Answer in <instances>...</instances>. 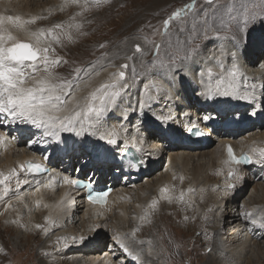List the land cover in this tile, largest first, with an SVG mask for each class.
<instances>
[{"label": "bare ground", "instance_id": "bare-ground-1", "mask_svg": "<svg viewBox=\"0 0 264 264\" xmlns=\"http://www.w3.org/2000/svg\"><path fill=\"white\" fill-rule=\"evenodd\" d=\"M23 1H26V4H24L23 8L21 10H16L9 6V3H12L13 1L0 0V10H2L0 15L14 16V17L19 16L22 21H31L33 18H37L35 20V23L25 25L26 30L18 29L15 26L10 25V24H6V27L12 33V35L15 36L18 40L28 41L30 43H34L33 38L30 36L31 32H37L40 29L46 30V43L44 44V46H50V48L54 50V51L49 52V58H53V57L57 58L60 56L64 57L62 61L52 66L50 71L56 77L67 78L73 81L74 87L69 97H67V99L70 100L71 96L74 95L77 101L82 102L87 97V94L88 95L92 94V91L87 92L86 95L84 96L82 93L86 91L88 88H90V86H92V83L94 81H89V79L94 73L101 71L105 67V69L99 72L98 75L102 81H106V80L111 81L113 79V74L116 73L118 69H121V67L124 65L123 64L117 68H114V67L106 68L109 65L112 58H118L120 54L128 55L127 52L129 51V44H130L129 41H125L121 45L117 46L114 49L115 55L111 57L109 56L107 57L106 55L105 57L101 58L100 64H99V61L97 60L84 64L82 67L79 68L78 75H77V71L68 73L66 75L61 74V68H63V66L65 65L67 61V58L65 57L64 52L62 51L66 46L73 45L79 41L80 37L83 34L82 18H85V16L90 15L94 9L97 10L98 9L97 7L101 5L103 8L106 4H108L112 0H96L94 1V3L92 2L89 4L88 10H86L87 9L86 8L85 11H82L79 13H74V10H75L74 8L78 9L79 5H77V3H73L72 0H65V1L51 0L50 4L52 3L58 4L57 6L52 7L54 8L53 10L54 16H52L51 18H49L50 9H48L50 4H46L47 0H44L45 1L44 3L46 5L43 3L46 9L41 13H38V11L41 9L43 5L37 9H33L29 7L31 3L37 2L39 0H23ZM192 4L196 5L195 1H190V5ZM179 10H183V7H181ZM187 11H189V9H187ZM64 12H66L67 15H64ZM189 13L190 11L188 13H184L183 11L182 15L179 18L186 16ZM224 17L226 16L224 15L220 16L218 19L214 20L213 23L216 24L217 22H220V20H222ZM228 18L229 17H226V19ZM174 19L176 21L179 20L178 18H174ZM221 22H224V24L221 25V27L224 25H227L226 21H221ZM237 22H238L239 27L241 28H244L245 24H247V28L245 29V32L243 34V40L238 46V47H241V50H239V54H240L239 57L236 56L237 59L233 58L231 55L228 54V53L234 52L233 50H237V47L234 46V42L231 40V36L233 34H236V28H237V26H233L235 29L234 33L225 32V31H223L222 33L215 32L214 37L208 35L206 38H204L203 41L200 40L201 42H204L206 41L205 39H212L211 41L212 46L206 45L205 47L201 46L200 48L197 49L199 55H197L193 63L189 64L190 68L196 69L195 75H193L190 72V74H192V79H194L196 85L193 84V82L191 81L190 82L184 81V84L186 85V89L184 93H180L179 95L178 87L173 88L169 86L168 83L171 80V76H168L166 74L164 76H167V79L164 80V82H162V85L161 84L159 85L158 92L154 91L149 83L144 84L143 91L139 95V98H138L140 100V103L143 102L145 105L151 103L152 105L151 107L153 108L154 106H156L155 103L157 102H161L162 104H166L167 102L166 105H168V109L166 111L163 110L160 116L163 118V117L171 115L173 117L171 121L162 120L163 122L162 121L159 122L156 119H153L152 116H149L145 113V109L147 110L148 108L147 105L145 106L143 111H141L139 107L140 105L139 103L137 104L138 106H134L135 102L128 103L127 97H124L123 99H120L118 101L119 104H117L118 107L116 109L119 112V114H121V117L123 115L124 116L128 115V117L126 118L128 122L124 123V126L120 124L118 125L115 124L114 119L109 117L108 115V113L110 112V109L113 106L116 107L117 105L116 106L112 105L109 107V112L105 116L106 118H104V116L102 115L99 118L90 117L88 119H85L84 116L82 115L81 116V120L83 121L82 134L77 136L75 133H62L61 134L62 142L60 143V144H64L62 147L61 145H57L58 143L54 140V138L47 136L45 134L44 129H38L35 126L29 125L26 123H12L10 120H5L3 116H0V127H4V128L6 127L8 130L10 129L12 131H16L17 134L15 137L20 136L21 142H23L22 137L26 134H29V135L35 134L34 135L35 137L31 138V140L27 142L28 144H31L33 141L39 142L38 144L35 143L33 146H30L28 149L25 147H21L17 145V143L14 140H11L7 137L8 131H1V128H0V173H3L4 175H9V173H11L13 170H15V172L17 173V175L14 176L10 182H8L9 188H10L9 195L4 197L3 200H0V232H2V229H1L2 222H3V225L5 223L8 226H12V224L9 225L6 223V219H3L4 220L3 221L2 217L8 215L9 217L11 216L15 218L16 216H18L21 210L18 212V214H16L18 208L15 209V204H17L16 207H18V204L20 205L21 203V204H26L28 208H25L22 211V216L18 217L19 223L16 225H13L12 227L19 228L22 224H25L28 222V218L33 217L31 219V224L35 227L32 228L28 234L35 235L41 238L42 240L45 238L44 236L46 233H47V237L49 240L53 238L54 234L59 232L62 229L63 222H69L72 219H76V220L78 219V221H81L83 228H89L90 227L89 225L92 226L93 230H92L91 235L90 233H87L85 231L82 234H78V232L69 234L71 237H74L73 241L72 242L68 241L65 247L63 248V250H60L59 252L54 254L56 256H62V255H67L69 253L77 254L75 253V250L78 252L79 250L82 251L80 254L84 256L83 259L80 260V258H74V259H71L72 262L67 261L66 262L67 264L69 263L84 264L86 262L87 264H116L114 262V259L112 258L113 255L114 257H116L117 255L123 256L121 261L122 260L124 261L126 260L127 262L134 261V264L157 263V261H155L157 255L160 256V258L158 257L159 259H162L164 261L162 257L163 252L161 251V249L157 250L155 253L149 252V250L152 247L155 248L157 246L152 243L153 241L152 238L148 239V237H151V236H147V239L143 236V231L146 230L147 223H149L154 218L155 214L160 213L161 211L166 210L168 208H171L169 212L170 214H173L175 213L177 208H181L182 206H184V204L183 205L178 204V202L176 201L162 202L158 206V210L154 214H152L148 218H143V220L140 223H138L137 221H134L132 219L129 220L127 218L128 202L134 195L135 196L137 195V191L134 192L135 188L131 189V188L126 187L127 185H125V183H129V182H125V181H130L129 177L124 176V178H122L124 180H121L122 182L121 181L119 182V187H117L114 190L113 194L111 195L106 205H90L86 203L82 195L83 191L75 190L74 185L65 184L62 180V177L65 175L71 178L73 176L72 172L78 173V171L75 172L71 170V165L74 164L75 160H78V161L82 160L83 162H85L84 166L85 165L91 166L89 168L91 169L90 172H93L94 174L93 176L95 178H98L100 183H103V182L105 183V179H104L105 177L107 178L106 179L107 182L109 178L110 180H112L111 178H113L115 181H117L115 179V175L113 176L111 175L112 168H113L112 166L115 164L116 165L118 164L117 155H115V153L112 152V150L114 149V146L108 145L105 141H102L99 139L100 135L103 134L100 132L101 130L105 128L106 131H110L112 130L113 126H116V125H117L116 128L115 127L114 128L119 133L118 138H117L118 143L116 144L117 148H120V149L125 148L129 144H134V141H135V145L140 149L142 156L148 163H149V158L153 160L154 157H157L158 155H162V154L164 155L165 153H168L170 162L167 166V170H169L170 167L172 168L173 164H178L179 168L182 171L183 178L185 180H187V178H191L194 184H196L198 180H201V181L205 180L207 184L210 182L211 174L207 170V163L209 164V168L214 170V172L219 167L218 164L223 162L224 167L226 165H229L231 169H234L236 171V175L239 171H245V176H246L244 178L245 180H247L248 178L250 179V177L254 175L253 173L257 174L260 178H262L264 176V174L261 176V173L264 171V162H259L260 165L258 166L259 169L257 170V173L251 170L252 166L244 167L242 164L235 165V164H230L228 162L229 156H228V152L226 149L227 144L231 145L232 148L235 147L237 150H239V152L247 151L248 153L251 154V151L249 152V150H247L246 148H247V144L249 143L248 139L252 138V135L248 136L247 138L243 140H239V141L236 140V135L241 133L243 130H245L248 125H249V128H255L257 130L256 132L253 133V134H256L254 136H257V134L259 133L260 135H262L261 137L264 138V128H263L264 127L263 125L264 112L260 111L258 116L256 117V116L250 115L246 111L249 103L255 104L256 107L258 106V104H260L261 107L264 104V88H261V85H264V57L261 61H257V58L264 54V38H263L264 35L262 34V35L256 36L259 38V40L262 37L261 42H257L255 40L257 39L255 36L247 38V33L253 30L252 27L256 23L239 21L238 19H237ZM56 24H60L62 25V27L59 29H56L55 28ZM77 25H79V27H77ZM50 28L54 30L55 34L60 36L59 43L52 41V34L47 33V29H50ZM171 28H173V25L171 23L165 26V29L163 30L164 35L168 34ZM81 31H82V34H80ZM69 36H71V39H69ZM49 37H50V40H49ZM221 39H227L228 41H231L230 47L227 46L228 41L221 44V41H222ZM132 42L135 43L137 42V40L135 39ZM222 50L226 54L223 56H220V52ZM181 51H184V49ZM248 51H251L252 53L250 52V54H248L249 53ZM212 53L214 54L212 55ZM126 60L127 59L125 58L123 59V61H126ZM182 62L184 61L182 60L181 63ZM234 63L239 68V75L237 76L235 80V84L238 89L237 95L228 96V97L222 96V95H216L212 99H208L204 95H197L196 90H199L202 93L209 87L215 88L217 80H219L221 76H226L227 72L230 71ZM256 63L257 64L260 63V65H257ZM221 64H223V68L220 67ZM157 66L159 69L156 70V72L167 69V67H160L159 65ZM208 68H212L213 70V74L211 77H209L207 74ZM200 71H203L205 74L203 76H200L199 75ZM41 74L43 75V72H41ZM132 77L129 76V79L133 80ZM178 79L177 81H180ZM197 84L199 85L200 88L195 89V86H197ZM134 89H136V87ZM169 96H171V99L169 98ZM243 96H249L250 98L242 99L241 97ZM165 99H166V102H165ZM200 100H203L204 101L203 103L208 104V108H203L207 110L208 112L207 111H206L207 113L202 112L203 115L199 117H204L206 115L216 113L217 111H219V115L221 116V119L224 120L225 118L227 119L231 117L232 119L226 121L227 123H225L226 127L223 129L222 132H224L223 134L226 135V138L225 140H223L219 148L214 151L205 150L206 152H200L199 154H197V153H190V152L195 151L196 149H199V148H203V143H204L203 141L205 139H203V141L196 142L195 144H186L184 141L189 138L188 133L190 132V129L192 127H196V125L199 122H200L199 124H201L202 121L196 120V118L193 119V116L191 117V115H188L189 112L185 116H181V117H179V115L175 116L177 113L175 109L179 105H184L185 110L187 109L188 111H190V114L191 112L197 114L198 111L196 110V108L198 107V102ZM125 105H127L128 107ZM70 107L74 108L76 107V105L71 104ZM251 110H248V112L250 111L252 113ZM136 111H138V114ZM135 114H137V116ZM194 117H196V115H194ZM123 120L125 122L124 118ZM89 121H92L93 122L92 124H96L98 128L95 127L94 125H93L94 127L90 126V128L92 127L94 129L90 133H87L89 131V128L87 127L89 124ZM102 121H106V123L109 125L112 124V126H110L112 128H109L108 126H100V123H103ZM159 123H163V124H159ZM132 125H134V127H131ZM181 125H185L187 127L186 132L182 130L183 128L181 129ZM233 126H236V127H233ZM166 127H168L169 129L166 131L165 134L173 138L177 137L178 139H180V142L173 143L168 138L167 141L169 142L164 141V144H161L162 148H160L161 147L160 141L156 142V140H158L159 138L157 135L162 134L161 139H163V137H166L165 134L163 133V129ZM234 128H236V130ZM181 130L182 132H180ZM77 131H81V125L79 122L77 124ZM181 133H183L184 135ZM142 135H147V139L142 137ZM43 136L45 137L44 139L41 138ZM149 138H150V146H148L147 148V144L149 143V140H148ZM200 139H196V140H200ZM262 142L264 143V141L261 140L260 143L262 144ZM40 143L46 146L44 148H41ZM201 143L202 145H200ZM100 146H102L103 148L100 152L97 153L98 148ZM155 147L157 148L154 149ZM167 147H169V152H166ZM42 149H50V153L53 154L52 156L53 158L51 160H48V163L50 164V162H56L55 165H51V164L50 165L51 167H53L52 169L53 172L51 173L57 176V179L52 182V187L50 188L41 187L40 191L36 192L35 191L36 180H40L41 183L43 184L49 180L48 174H45L42 176H32L26 170L21 171L19 170V168H21L22 165H25L27 160L33 157H39ZM157 149H158V152L155 151ZM192 159L194 160L208 159V162L204 164L197 163L193 165V167L190 168V171L188 172V166L190 162L193 161ZM254 163L255 161L253 159V162L250 165H253ZM115 167L117 169L124 168L123 165H119ZM226 167H227V170H229L228 166ZM147 172H149L148 169H147ZM187 173L188 175L186 178ZM131 174H135V173L131 172ZM141 174H143V177H146L147 173L141 169ZM168 175H169L168 180L171 183L172 176L171 174H168ZM212 175H214V173ZM137 176L142 177V175H137ZM87 178H89V175H87L85 178L83 177V179H87ZM16 179H20L21 181H23L24 179H28L29 181L27 184H21L19 188V193L24 194L23 200L16 199V194H17ZM244 179L241 181L239 180L237 181L239 182L238 186H241V182L245 181ZM262 180H264V178H262ZM231 182L232 181H230L229 183ZM206 183H204L203 185V189H202L203 193L207 190ZM260 185L263 191L264 185L263 184H260ZM257 188L259 187L257 186ZM2 189H3V185H0V190ZM239 190L240 189H238V191ZM48 193L53 194L54 196L53 200L47 197ZM138 194H139L138 195L139 197L142 195L141 193H138ZM188 194L190 195V193ZM236 194L237 192H235V195ZM232 195L233 193L229 192L228 197L231 198ZM27 197H29V203H27ZM239 197H241V193L237 196V199H239ZM186 199L189 200V198H186ZM37 201H39V203H37ZM9 203L12 204L11 208L8 207ZM187 203L188 201L186 202V204ZM33 207H35L36 209H33ZM82 207H85L86 209L84 213H82L79 216L78 213ZM113 208L115 209L113 210ZM35 210H37L36 215H35ZM140 211L141 209L139 208V212ZM110 213H114L116 220L123 221V223H126V224L128 223V226L131 225L133 228H136V233L140 238H143L145 240H150V241H147L146 245L141 244V243H132L133 240L130 239V234L128 233L124 234V229L119 228L117 224L115 223L113 227L114 229L113 232L115 233V236L111 238L110 252L106 251L104 255L102 256L101 253H102V250H104L102 248L103 242L105 241V238L107 236L106 235L107 230H109L107 227L106 232H105L102 224L105 221L108 222L109 220L108 216ZM196 213L198 212L194 211L193 209H190V211L187 210L186 216H193L192 220L188 221V223H194L195 221L196 226H198L200 225L199 219L206 220L209 218V221H208L209 224L216 225L215 231L209 232L210 233L209 237L212 238L214 244L218 247L217 252L220 254L221 259L224 260V264H231V263L240 264L239 261L242 262V260L245 257L243 252L246 251L251 241L256 240L254 239L255 236H253L255 234H253L252 236H248V238L242 241L241 251L235 252L231 256L229 252H227L223 247L225 245V242L222 238L219 237V232L221 231L222 228H219V224L216 223V218H213V214L210 212V210L206 208L200 211L198 215H196ZM248 213H251V220H258V223H257L258 226L264 223V218L261 217L262 212L249 210ZM39 214H45L42 217L43 220H39V218L34 217V216H38ZM209 214H212L211 217H208ZM25 216H27V218H25ZM233 217H234L232 219L233 221H236L238 219L236 213H234ZM25 220H27V222ZM178 220L182 221L181 219H178ZM41 224H44L45 227L43 228ZM37 225H40L41 227H37ZM99 225L101 228H99L97 232L95 230V227ZM153 225H154L153 227V230H154L156 228L155 226L156 224H153ZM217 227H218V230H217ZM45 229H47L48 231H45ZM7 231L11 232V234L14 233V230L11 227H7ZM250 232L253 233V230L248 231L249 234ZM14 234L15 235L12 240L14 243H19L20 241L22 242L23 240H25L24 239L25 235H20L16 233ZM216 234L218 235V240L214 239ZM234 234L235 236H237L240 233L234 232ZM262 235H264V227H263ZM58 236H62V233L59 232ZM81 237H83L82 240L80 239ZM27 238L30 239L29 235L27 236ZM49 240L48 241L46 240V242L40 247L41 250L39 249L42 255V258H43V259L40 258V261L46 260L44 262L45 264H53L56 260V258L52 257L49 254L50 245L53 243V241H49ZM117 240H120L123 244L127 245V247L132 252L140 253L141 259L135 260L134 257L129 256L127 252H125L123 248L120 247V245L117 243ZM2 243H3V240L0 237V244ZM260 246L261 244L257 245L258 248H260ZM35 248L37 249L38 247H35ZM147 250H148V253L143 254V251L145 252ZM164 262L166 263V261ZM208 264H213V262H209Z\"/></svg>", "mask_w": 264, "mask_h": 264}, {"label": "rangeland", "instance_id": "rangeland-1", "mask_svg": "<svg viewBox=\"0 0 264 264\" xmlns=\"http://www.w3.org/2000/svg\"><path fill=\"white\" fill-rule=\"evenodd\" d=\"M11 1L13 2L9 3V6L16 10H21L24 4H26V1L23 0ZM50 1L51 0H47L46 4H50ZM94 1L96 0H78L77 5H79V8H74V13L85 11L86 8V10H88L89 4L92 2L94 3ZM190 1H195L196 3L195 8L193 10L192 8L188 7L190 5ZM44 2V0L33 2L30 4L29 7L37 9L43 5L38 11V13H41L46 9V4ZM57 5L58 4L53 3L49 5V18L54 16V8L52 7ZM99 7H97V10L94 9L90 15H87L85 16V18H82L83 34L81 31L80 34H82V36L80 37L79 41L73 45L66 46L63 49L62 52H64L67 61L63 68H61V74L66 75L68 73L75 72L84 64L92 61L97 60L100 64L101 58L105 57L106 55L107 57L115 55L114 49L117 46L121 45L123 42L129 41L130 44L129 51L127 52L128 55L120 54L118 58H112L109 65L106 67L117 68L123 64H127L129 66L127 69H124V71L126 70V78L124 79L129 84V88L126 89L125 92H123L121 96L117 98L116 103L114 104L115 106L119 104L118 101L120 99H123L124 97H127L128 103L135 102L134 106H138L137 104H140V100L138 98L143 91V86L145 83H149L152 89L158 92L159 85H162V82L167 79V76L164 75L166 74L168 76H171L172 79V74L169 73L167 69L156 72V70L159 69L157 65H170L173 59L177 64H181L182 59L180 58H182L189 50L198 49L201 46L205 47L206 45L212 46V39H205L206 41L201 42L208 35L214 37L215 32L222 33L223 31L234 33L235 29L233 26L238 25L237 19L239 21L256 23L252 27L253 30L247 33V38H250L252 36L256 37L262 34L264 35V22L261 21V17H264V0H213V3L211 5L207 3V0H112L103 8L102 5ZM181 7H183L184 13H188L189 11L190 13L181 18L178 17L179 20L177 21L174 18L171 19L169 23L173 25V28H171L168 34L164 35V22L168 20L169 17L173 16V14L178 11ZM187 9H189V11H187ZM1 11L2 10H0V13ZM205 12H207V15H205ZM64 15H67V13L64 12ZM222 15L229 18L226 19V17H224L222 20H220V22H217L216 24L213 23L214 20L218 19ZM221 21H226L227 25L221 27V25L224 24V22ZM256 38L257 39L255 40L257 42H261L262 37L260 38V40L258 37ZM135 39L137 40V42H132ZM221 40V44L228 41L227 39ZM230 42L231 41H228V47H230ZM137 46H139L140 48L139 52L136 51ZM183 49L184 51H181ZM239 50H241V47H237V50H233L236 53L237 57H239L240 55ZM248 52L247 53L250 54L251 51ZM213 54L214 53H212V55ZM263 57L264 54L262 56H259L257 58V61H261ZM124 58L127 60L123 61ZM50 59H57L58 62H60L64 59V57L60 56L57 58L53 57ZM191 63L193 62H189V64ZM257 65H260V63H258ZM133 68L135 69L134 75ZM104 69H102L101 71H103ZM101 71L94 73L90 77L89 81H94L92 83L93 87L90 86V88L84 91L82 93L83 96L86 95L87 92H95L102 84L112 81H102L98 75ZM188 75L183 80H181L179 75H177L176 77L175 87L179 88V95L180 93L185 92L186 85L184 84V81H191L193 82V84L196 85L194 79H192V74H190L189 72ZM129 76H133V80H130ZM62 79L70 80L67 78ZM177 79L180 81H177ZM169 86L172 87V85L170 84ZM135 87L136 89H134ZM198 88L200 87L197 84V86H195V89ZM196 91L197 95H201V92L199 90ZM89 96L90 95L87 94V97ZM203 102V100H200L198 102V107L196 108V110L199 113L197 112V114L192 112L190 114V111H188L187 109L185 110L184 105H179L175 109L177 111L175 116H185L189 112L188 115H191V117L193 116V119L196 118V120L202 121L201 124H199L200 122L198 123L200 126L203 125L202 127L204 129L207 127L208 130H210L208 131L207 128L205 129L206 131H208V143H206L204 140L203 142L205 143H203V148L196 149L195 151H192L190 153L199 154L200 152L214 151L219 148L223 140H225L226 138V135L223 134L224 132H222L225 127L222 128L215 125L216 118H219L220 120V117H218L217 115L218 112L215 113V115L213 116L214 119L212 120H203V117H199L203 115V113L208 112L207 110L203 109L208 108V104H205ZM155 104V108L151 107V103L146 104L148 108L147 110L145 109V113L160 122L163 119H157V117H161L160 114H162L163 110L166 111L168 109V105H166L167 102L166 104H162L161 102H157ZM254 106L255 104L249 103L247 111L252 109V113H250L249 111V114H253V116H258L260 110L264 112L263 107L259 108V106H257V108L255 106V108ZM117 107L118 105L116 107L113 106L110 109V112L108 108V110L103 114V116L104 118H106L105 116L109 112L108 115L109 117L114 119L115 124H120L124 126V123L128 122L126 120L128 115L124 116L122 114V117L125 119L124 122L123 118L121 117V114H119V112L116 110ZM256 110L257 113H254V111ZM138 111H136L137 114ZM137 114L135 115L137 116ZM194 115H196V117H194ZM225 119L222 120L225 121ZM102 122L103 123H100V126H108L109 128H112L110 127L112 126V124L109 125L106 123V121ZM93 125L97 127L96 124H88L87 127L89 128V131L87 133H90L94 129L92 127L90 128V126ZM116 126H113V128H116ZM131 127H134V125H132ZM0 128L1 131H8L7 137L9 139L14 140L17 145L25 147L27 149L30 147V144H28L27 142H29L31 138L35 137V134H26L22 137L23 142H21L20 136L19 138L15 137L17 134L16 131H12L10 129L8 130L6 127ZM181 128H183L182 130L186 132L185 125H181ZM234 129L236 130V128ZM256 131L257 130L255 128H246L241 133L236 135V140H243L248 136L252 135V138L248 139L249 143L247 144L246 149L249 150V152L251 151V154L255 161V163L252 165L251 170L257 173V170L259 169L258 166L260 165L259 162H264V156L261 155V153L264 152V143H260L261 140L264 141V138L261 137L262 135H260L259 133L257 134V136H254L256 134L253 133ZM100 132L105 133V128ZM145 136L142 135V137L147 139V135ZM157 136L159 138L158 140H156V142L160 141V145L164 144V141L168 140L167 137H163V139H161L162 134H158ZM14 137L17 139H13ZM148 140L149 143L147 144V148L148 146H150V138ZM38 143L39 142H37V144ZM31 144L34 145V143ZM200 145H202V143ZM156 148L157 147H155L154 149ZM160 148H162V145ZM233 150L239 153V150H237L235 147H233ZM43 151L50 152V149H42L41 152ZM155 151L158 152V149ZM166 152H169V147H167ZM50 154L53 155L52 153ZM192 160L193 161H191L188 166V172L190 171V168L193 167V165L197 163L204 164L208 162V159ZM149 162L150 168L146 177H143L142 175L143 178L139 179L138 181L126 184V187L131 189L135 188L134 192L137 191V195H134L128 202L127 218L129 220L132 219L140 223L143 220L141 219L142 217L148 218L149 216L154 214L158 210V206L162 202H170L169 199H166L165 197H170L171 201H176L178 202V204H184V206H182L181 208H177V210L173 214H170L169 212L171 208H168L166 210L161 211L160 213L155 214L154 218L149 223H147V228L145 227L146 230L143 231V236L146 239L147 236H151L148 237V239L152 238V243L157 246L155 248L152 247L149 252L155 253L157 250L161 249V251L163 252L162 257L164 261H166L165 263L162 259H159L160 256L157 255L155 260L157 261V263L150 264H208L209 262H213V264H224V260L221 259L220 254L217 252L218 247L214 244L212 238L209 237V232L215 231L216 225H210L208 222L209 218L206 220L199 219L200 225L198 226H196L195 221L194 223H188V221L192 220L193 216H186L187 210L190 211V209H193L194 211L198 212L196 213V215H198L200 211L206 208L209 209L210 212L213 214V218H216V223L219 224V228H222L219 232V237L224 240L225 245L223 247L227 252H229L231 256L235 252L241 251L242 241L248 238V236H252L253 234H255L253 236H255L254 239L256 240L251 241V243L248 245L246 251L243 252L245 256L242 260L243 263L240 261L239 263L264 264V235H262L263 227H261V225L258 226V220H256L257 223L252 224L251 219L246 220L244 218V213H248L249 210L262 212L261 217L264 218V190L262 191V187L260 185H264V180H262L264 176L260 178L257 174L253 173L254 175H252L250 179L248 178L247 180H245V171H239L236 175V171L234 169H231L229 165H226L229 169L227 170V167H224V163L222 162L218 164L219 167L214 172V170L209 168V164L207 163V170L211 174L210 182L207 184L205 180H198L196 184H194L191 178H187L188 173L186 174L187 180L183 178L182 171L179 168L178 164H173L172 168L170 167V169L167 170V166L170 162L168 153H165L164 155H158L157 157H154L153 160L149 158ZM84 164L85 162H83L82 160H79L78 164L77 160H75L73 166L71 165V170L82 172V166H84ZM19 170L22 171V167L19 168ZM230 170L234 171L235 174L233 176H229L228 173ZM213 173L214 175H212ZM168 174H171L172 176L171 183L168 180ZM263 174L264 171L261 173V176ZM104 179L105 182H107V178L105 177ZM243 179L245 181L241 182V186H238L239 182L237 181H241ZM230 181L232 182L229 183ZM204 183L207 184V190L203 193L202 189ZM228 184H234L235 187L228 188ZM257 186L259 188H257ZM165 189H167L168 191L165 192ZM189 189H192V191H189ZM238 189L240 190L238 191ZM229 192L233 193L231 198L228 197ZM235 192H237L236 195ZM138 193L142 194L140 196L141 198L138 196ZM188 193H190V195ZM240 193L241 197L237 199V196ZM181 194H183L182 200L180 199ZM47 197H49L51 200H53L54 198L53 194L51 193H48ZM186 198H189V200H187ZM153 201H156L155 206H153ZM187 201L188 203L186 204ZM27 203H29V197H27ZM16 206L17 204H15V209L18 208L16 214H18V212L21 210L18 216H16L15 218L11 216L9 217L8 215L2 217V220L6 219V223L9 225L12 224V226L19 223L18 217L22 216V211L25 208H28L26 204L21 203L20 205L18 204V207ZM139 208L141 209L140 212ZM33 209L36 208L33 207ZM85 209V207H82L80 209L78 213L79 216L84 213ZM114 209L115 208H113V210ZM36 212L37 210H35V215L37 214ZM234 213L237 214L238 219L236 221L232 220L234 218ZM212 214H209L208 217H211ZM44 215L45 214H39L38 216L34 217L39 218V220H43L42 217ZM186 217L187 219H185ZM25 218H27V216H25ZM32 218L33 217L28 218L29 223L27 222V220H25L27 223L22 224L19 228L8 226L5 223L3 225L2 222V232H0V237L3 240V243L0 244V249H2V251H0V264H45L44 262L46 260L40 261V258H43L39 249L41 250L40 247L46 242V240L48 241L49 239L47 237V233L45 234V238L43 240L35 235L28 234L29 231L35 227L31 224ZM108 218V222L105 221L102 224L105 232L107 227L109 229L107 230V236L105 238V241L103 242L102 248L104 250H102V256L106 251L110 252L111 238L115 236V233L113 232V227L115 223L119 228L124 229V234H130V239L133 240L132 243H141L146 245L147 241H150L140 238L136 233V228H133L131 225L128 226V223L126 224L123 223V221L116 220L114 213H110ZM178 219H181L182 221H179ZM81 223L82 222L78 221V219H72L69 222H63L62 229L59 231L62 233V236H58L59 232H57L54 234L53 238L49 240L53 241V243L50 245L49 254L52 257L56 258L53 264H67V261L72 262L71 259L80 258L81 260L84 258V256L80 254L82 252L80 250L79 252L75 250V253L77 254L69 253L67 255L62 256L54 255L60 250H63L68 241H73L74 237H71L69 234H73L75 232H78V234H82L85 231L87 233H90L91 235L93 230L92 226L89 225V228H83ZM153 224H156V228L154 230ZM41 226L43 228L45 227L44 224H41ZM7 227H11L14 230V233L16 234L25 235V240H23L22 242L20 241L21 244L20 242L14 243L12 240L15 234H11V232L7 231ZM99 228H101L100 225L96 226L95 230L98 232ZM249 230H253V233L250 232L249 234ZM234 232H239L240 234L235 236ZM28 235L30 239L27 238ZM256 235L258 236V238ZM214 239L218 240L217 234ZM258 244H261L260 248L257 247ZM35 247H38V250ZM146 253H148V250L145 252L143 251V254ZM122 257L123 256L119 255L114 257L113 255L112 258L114 259V262L116 264H134V261H121ZM36 258L39 260H37ZM84 264H87V262Z\"/></svg>", "mask_w": 264, "mask_h": 264}, {"label": "snow or ice", "instance_id": "snow-or-ice-1", "mask_svg": "<svg viewBox=\"0 0 264 264\" xmlns=\"http://www.w3.org/2000/svg\"><path fill=\"white\" fill-rule=\"evenodd\" d=\"M73 3H78V0H72ZM210 5L213 0H207ZM189 8H195V4L189 5ZM184 10L176 11L173 16L166 20L165 26L173 18H178L182 15ZM207 15V12H205ZM37 18H33L31 21H22L19 16H2L0 15V116H3L5 120H10L12 123H26L35 126L38 129H44L45 134L49 137L54 138V140L59 144L62 142V133H75L77 136L81 135L83 132V121L81 116L83 115L85 119L90 117H101L110 106L116 103L118 97L121 96L126 89L129 88V84L125 81V71L129 66L127 64L123 65L121 69H118L116 73L113 74V79L111 82L102 84L95 92H93L89 97L85 98L82 102L77 101L74 95L71 99H66L69 97L73 89V81L64 80L62 78L56 77L50 69L52 66L58 63L57 59H50L49 52L54 51L50 46H44L46 43V30L40 29L37 32H31L30 36L33 38L34 43L22 42L18 40L6 27V24L15 26L18 29H25L26 24L35 23ZM261 21L264 22V17H261ZM62 25L56 24L55 28L59 29ZM79 27V25H77ZM247 24L244 28L237 25L236 33L231 36V40L234 42V46L238 47L243 40V34ZM26 30V29H25ZM47 33L52 34V41L59 43L60 36L54 33L53 29H47ZM71 39V36H69ZM136 51L139 52L140 48L137 46ZM158 51V46H157ZM197 49L189 50L181 59L184 63L177 64L173 59L170 65L160 64V67H167L169 73L172 74V79L169 84L175 87L176 77L180 76L183 80L189 72L193 75L196 74V69L189 67V62H194L195 57L198 55ZM224 51L220 52V56L225 55ZM233 58H235L236 53H228ZM39 62V63H37ZM223 68V64L220 65ZM77 75L79 74V69L76 70ZM43 72V75L41 74ZM135 74V69L133 68V75ZM205 73L203 71L199 72L200 76ZM207 74L209 77L212 76V68L207 69ZM239 75V68L234 63L230 71L227 72L226 76H221L216 82L215 88H207L201 95H204L208 99L214 98L216 95L222 96H235L238 93L235 80ZM203 83V82H201ZM264 88V85H261ZM171 99V96H169ZM242 99H249V96H243ZM71 104H75L76 107H70ZM143 102L140 103V110L143 111L145 108ZM187 115V114H186ZM157 119H163L165 121H171L173 117L171 115L166 117H157ZM214 117L209 114L203 117V120H212ZM78 122L81 125V131H77ZM90 125L93 123L89 121ZM196 135H203L202 132L197 130ZM119 133L115 128L110 131H106L101 134L99 139L105 141L108 145H116L118 143ZM32 143H37L33 141ZM135 144V141H134ZM264 156V152L261 153ZM228 156L230 164H249L252 163V158L247 155L237 157L234 154V150L231 146L228 147ZM138 167V165H136ZM32 176H37L42 173H47L49 180L45 183H41L40 180H36L35 191L39 192L41 187H52V182L57 179V176L53 175L47 168H45L40 163H29L24 169ZM229 176H233L234 171H229ZM17 173L13 170L9 175H4L0 173V185H3V189L0 190V200L9 195L10 188L9 183L11 179L16 176ZM65 184L74 185L79 187L80 182L75 179H71L67 175L62 177ZM28 179L21 181L16 179V199L23 200L24 194L19 193V188L21 184H27ZM234 184H228V188H234ZM165 192L168 190L165 189ZM192 191V189H189ZM108 195L107 192H97L94 195H89L88 199L92 202L105 203V197ZM169 199L170 197H165ZM180 199H183V194H181ZM39 203V201H37ZM156 201H153V206H155ZM8 207L11 208L12 204L9 203ZM244 218L246 220L251 219V213H244ZM143 219V217L141 218ZM187 219V217L185 218ZM252 223H257L256 220H252ZM37 227H41L37 225ZM264 227V224H261ZM45 231H48L45 229ZM74 239V238H73ZM81 240L83 237L80 238ZM117 243L129 256L134 257L136 260L141 259L140 253L132 252L127 245L123 244L120 240ZM2 251V249H0Z\"/></svg>", "mask_w": 264, "mask_h": 264}, {"label": "water", "instance_id": "water-1", "mask_svg": "<svg viewBox=\"0 0 264 264\" xmlns=\"http://www.w3.org/2000/svg\"><path fill=\"white\" fill-rule=\"evenodd\" d=\"M24 42H27V41H24ZM28 43H30V42H28Z\"/></svg>", "mask_w": 264, "mask_h": 264}]
</instances>
